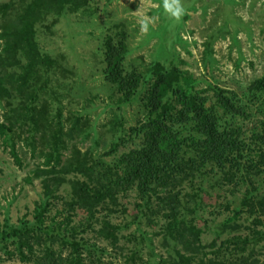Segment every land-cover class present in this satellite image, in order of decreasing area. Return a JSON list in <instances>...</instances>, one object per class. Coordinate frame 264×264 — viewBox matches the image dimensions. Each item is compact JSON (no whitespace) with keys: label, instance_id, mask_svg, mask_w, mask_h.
Here are the masks:
<instances>
[{"label":"trees","instance_id":"16d2710c","mask_svg":"<svg viewBox=\"0 0 264 264\" xmlns=\"http://www.w3.org/2000/svg\"><path fill=\"white\" fill-rule=\"evenodd\" d=\"M66 5L78 9L81 3L80 0H9L0 5L3 39L0 100L7 101L10 111L7 121L0 122V138L5 146L13 145L11 154L15 163L28 171L25 180L31 183L40 179L42 187L30 219L14 223L5 217L0 221V264H6V258H16L22 264H136L134 254L148 235L141 228H137L138 235L131 232L126 236L132 247L123 263L104 259L109 246L123 250L122 231L132 220L113 222L111 214L126 211L120 194L131 190L140 199L134 203L137 213L133 217L139 227L144 218L151 225H158L161 219L156 215L164 211V223L155 235L163 234L164 239L170 238L175 244L168 250L169 256L161 257L158 264H264V259L245 252L249 237L238 234L240 226L236 220L242 212L250 217L256 215L253 222L261 225L263 232L251 231L264 236L261 218L264 192L259 190L261 179L264 180V121L246 141L240 137L241 125L235 122L237 117L247 118L251 113L246 112L236 96H231L233 92L226 94L224 89L214 88L215 99L210 100L201 94L205 90L180 85L176 69L166 68L160 61H155L150 69L153 71L148 81L154 78L153 85H143L141 90L140 78L124 73L125 44H120L121 47L109 40L105 74L113 84L114 94L120 96L119 104L133 103L137 96L143 101L142 118L129 128L139 136V144L129 150H119L114 138L119 137L124 122L116 118L104 125L114 136L106 151L97 156L92 148L83 150L74 142L77 136L83 140L90 136L89 128L81 127V117H75L77 123L65 130L63 120L70 122L73 116L64 118L63 109L55 101L51 108L41 102V95L53 93L52 99L55 97L51 73L57 60L40 50L35 24L44 14L60 13ZM249 90L254 94L263 93L264 76L252 81ZM260 106L263 108L264 103ZM14 137L29 139L28 145H33V151L36 143L44 138L45 147L41 152L44 159L26 169L14 147ZM111 154L114 155L111 161L104 159ZM207 166L219 172L224 182H233L238 177L237 184L242 182L245 187L242 195L247 200L245 206L234 209L226 205L234 215L219 224V232L223 234L233 225L235 231H232L237 234L222 241L214 257L203 253L202 227L194 219L202 215L203 188L194 185V191L176 190L185 183L195 184ZM66 184L68 195H59L57 192ZM256 184L257 193L248 198L251 187ZM57 200H61V208ZM186 202L190 204L187 212ZM232 243L234 251L226 249L223 255V246Z\"/></svg>","mask_w":264,"mask_h":264},{"label":"rangeland","instance_id":"374dc122","mask_svg":"<svg viewBox=\"0 0 264 264\" xmlns=\"http://www.w3.org/2000/svg\"><path fill=\"white\" fill-rule=\"evenodd\" d=\"M8 1L0 0V5ZM80 3L78 9L66 5L60 13L44 14L35 24V39L40 50L52 54L57 60L51 73L55 97L52 99L53 93L41 95V102H46L51 108L55 101L63 109L64 118L73 116L70 122L63 120L65 130L77 123L75 117H81V127L89 128L90 136L85 140L77 136L74 142L83 150L92 148L97 156L106 151L114 136L104 125L116 118L124 122L119 137L114 138L119 150H129L139 144V136L129 128L142 118L140 109L143 101L141 96H137L133 103L119 104L120 96L114 94L113 84L105 74V54L109 40L114 44H125L127 52L122 63L124 73L138 76L141 90L144 89L143 85H153L154 78L148 81L152 77L149 76L153 71L150 69L155 61H160L166 68L176 69L180 85H194V90H205L201 94L210 100L215 99L214 88H222L226 94L227 91L233 92L231 96H236V100L245 106L246 112L251 113L247 118L237 117L235 122L241 125L240 137L246 141L253 129L262 126L264 107L260 105L264 103V92L254 94L249 90V85L264 76V0H181L186 14L180 21L165 14L162 0H80ZM142 19L147 23L146 31L141 30ZM1 37L0 30V51L3 47ZM9 113L7 101L0 100V122H6ZM12 141L23 166L28 167L26 169H31L44 159L41 154L45 147L44 138L36 143L35 151L32 144L28 145V141L31 142L29 139L14 137ZM0 144V221L3 222L5 217L14 223L30 219L35 201L42 193L40 179L28 183L25 180L28 171L18 168L11 154L13 145L5 146L1 138ZM113 158V154L104 157L110 161ZM203 171L199 174L201 179H197L195 184L185 183L176 190L182 189V193H185L194 191V185L203 188L202 215L194 219L202 227L203 253L207 257H214L222 241L237 234L233 232V225L223 234L219 232V224L234 215V212L226 209V205L234 209L238 205L245 206L247 200L242 195L245 191L242 182L237 184L238 177L233 182H224L221 174L211 171L210 166ZM261 181L263 183L259 190L262 193L264 180ZM256 186L251 187L248 198L257 193ZM57 193L68 195L67 184ZM181 196L185 202L186 197L183 194ZM120 200L126 211L111 214V219L113 222L132 220V224L122 231L121 253L109 246L104 259L115 263L124 262L125 254L130 255L129 248L132 247L126 236L131 232L138 235L137 228H141L148 235L140 243L137 254H134L136 264L160 263L161 257H168V250L175 244L170 238L164 239L163 234L155 235L164 223V211L156 215L161 219L158 225H151L144 218L139 227L133 221L137 213L134 203L140 200L137 192L131 190L121 193ZM57 204L59 208L62 207L61 200H57ZM189 206L186 202V212ZM255 217L242 212L236 218L240 226L238 234L249 237L245 252H251L250 255L263 260L264 236L251 231L258 229L263 232L260 230L263 227L253 222ZM261 218L264 219V215ZM234 248V243L229 246L225 244L223 255L226 249L230 252ZM1 253L6 258L4 250ZM5 263L22 264L16 258H6Z\"/></svg>","mask_w":264,"mask_h":264},{"label":"clouds","instance_id":"9594fccd","mask_svg":"<svg viewBox=\"0 0 264 264\" xmlns=\"http://www.w3.org/2000/svg\"><path fill=\"white\" fill-rule=\"evenodd\" d=\"M162 8L165 14L175 21H180L181 18L186 14V9L181 3V0H162ZM141 30H147V23L141 20Z\"/></svg>","mask_w":264,"mask_h":264}]
</instances>
